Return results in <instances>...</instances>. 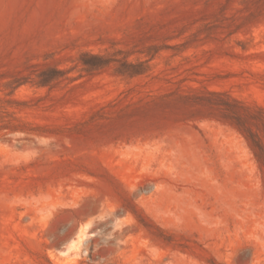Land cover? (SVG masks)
<instances>
[{
	"label": "rangeland",
	"instance_id": "374dc122",
	"mask_svg": "<svg viewBox=\"0 0 264 264\" xmlns=\"http://www.w3.org/2000/svg\"><path fill=\"white\" fill-rule=\"evenodd\" d=\"M247 130L264 0H0V264H264Z\"/></svg>",
	"mask_w": 264,
	"mask_h": 264
},
{
	"label": "trees",
	"instance_id": "16d2710c",
	"mask_svg": "<svg viewBox=\"0 0 264 264\" xmlns=\"http://www.w3.org/2000/svg\"><path fill=\"white\" fill-rule=\"evenodd\" d=\"M81 60L84 65V70L87 72H91L93 70H98L100 68H103L107 66L111 61L105 58L101 54H94L91 52H84L81 54ZM124 65H127L129 67L128 70L121 71L120 73L128 74L129 76H136L141 74L142 72L139 70H135L137 65L134 63L125 61L123 62ZM63 71L59 70L58 68H52L50 69V73L43 74V78L41 76L40 80L36 82L39 86H47L50 85L53 81L57 80L60 75H62ZM237 121H242V117L238 116ZM239 123V124H238ZM238 125H241L240 122H237ZM249 133V136H247V139H250L251 146L255 152V155L259 159V161L264 166V160L262 158L264 157V143L263 141L255 135L254 132L251 130H247ZM250 137V138H248Z\"/></svg>",
	"mask_w": 264,
	"mask_h": 264
}]
</instances>
